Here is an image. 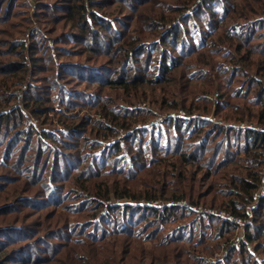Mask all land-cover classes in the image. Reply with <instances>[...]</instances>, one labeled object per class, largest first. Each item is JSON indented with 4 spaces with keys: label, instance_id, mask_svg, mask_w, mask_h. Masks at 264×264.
Masks as SVG:
<instances>
[{
    "label": "trees",
    "instance_id": "1",
    "mask_svg": "<svg viewBox=\"0 0 264 264\" xmlns=\"http://www.w3.org/2000/svg\"><path fill=\"white\" fill-rule=\"evenodd\" d=\"M34 1L26 40L0 0V264H264V197L238 248L167 205L245 218L263 186L264 0Z\"/></svg>",
    "mask_w": 264,
    "mask_h": 264
},
{
    "label": "built area",
    "instance_id": "2",
    "mask_svg": "<svg viewBox=\"0 0 264 264\" xmlns=\"http://www.w3.org/2000/svg\"><path fill=\"white\" fill-rule=\"evenodd\" d=\"M263 186L262 188L254 194V202L250 204L247 207V216L245 218H236L234 216L228 215L225 212L218 211V210H207V209H202L201 207H196L193 205H190L186 201L182 202H170L167 205L168 206H174L177 204L185 205L188 206L192 211H200L201 213H208L214 217L220 218L224 221L229 222L230 224L234 225L236 227V234L230 241V247L231 248H238L242 242L245 241V231L246 227L252 222L254 218V213L255 210L258 208L259 202L262 197H264V179L262 180ZM155 206H161L159 203H155ZM228 255V251H224L223 256Z\"/></svg>",
    "mask_w": 264,
    "mask_h": 264
},
{
    "label": "rangeland",
    "instance_id": "3",
    "mask_svg": "<svg viewBox=\"0 0 264 264\" xmlns=\"http://www.w3.org/2000/svg\"><path fill=\"white\" fill-rule=\"evenodd\" d=\"M27 2H28V4L30 5V16H32L33 14H35V12H36V10H37V5H36V3H35V1L34 0H27ZM256 8V7H255ZM108 10H110L109 8H107ZM234 9H236V6L234 7ZM238 10H240V8L238 7L237 8V11ZM110 11H112V10H110ZM144 13H146V10H144L143 11V14ZM125 14H127V12H125ZM185 14H183L182 16H184ZM47 22L45 21V19L44 18H42V19H40V20H38L34 15H33V17H32V21H31V23H30V25L27 27V29H26V33L24 34V37H26V40L27 39H29V37H30V33L33 31V30H38V31H42V28H45L46 30L48 29V28H50V23H48V24H46ZM59 32H60V29L58 30ZM49 44H50V47L51 48H53L54 47V43L52 42V41H49ZM99 63H102V60H99ZM143 104V103H142ZM91 112H93V111H91V110H89V109H87V108H83L82 110H74V111H71L70 112V114H78V115H80L79 117L80 118H83V120L84 121H87V122H90L91 120H90V116L91 117H96L94 114L93 115H90V113ZM104 113V112H103ZM86 115V117H83V116H85ZM172 116H174V115H172ZM178 116L179 117H183L184 116V113L183 112H179L178 113ZM196 116H198V115H196ZM29 117V116H28ZM27 118V117H26ZM97 118V117H96ZM190 117H188L187 119H189ZM211 118V117H210ZM209 118V119H210ZM30 122H33L35 125L36 124H38V122H37V120L35 119V118H33V117H31L30 119ZM26 121H27V119H26ZM158 121V120H157ZM30 122H28V123H30ZM127 201L126 200H122L121 202H119L120 204H125ZM160 204V203H159ZM161 206H165V205H161ZM25 214H26V217H30L33 213L32 212H25ZM21 216V213H19V214H17V215H13L12 216V218H16L15 219V221H17L18 220V218ZM37 217L35 216V217H33L32 219L33 220H35ZM67 219V217H63V220H66ZM53 220V219H52ZM55 222V221H54ZM55 225H58V223H54ZM58 258H60V255H58L57 256V259ZM56 259V260H57ZM211 261H213V259H211V258H208V262H211ZM216 261L217 260H214V262H212L213 264H217L216 263ZM50 264H54V262L53 263H50Z\"/></svg>",
    "mask_w": 264,
    "mask_h": 264
}]
</instances>
